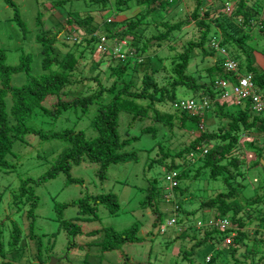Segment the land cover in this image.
I'll return each instance as SVG.
<instances>
[{
	"label": "trees",
	"instance_id": "16d2710c",
	"mask_svg": "<svg viewBox=\"0 0 264 264\" xmlns=\"http://www.w3.org/2000/svg\"><path fill=\"white\" fill-rule=\"evenodd\" d=\"M4 1L15 13L13 20L19 27L25 28L15 2ZM69 1L72 0H59L56 6L63 8ZM90 1L99 6L96 11L104 12L112 9L123 14L134 8L137 10L135 16L124 19L122 25L116 22L115 12L112 21L104 20L102 25L95 23L93 15H85L81 18L73 17L75 12H69L63 18L64 21H61L65 24L70 23V28H66L62 34L64 38L68 37L72 46L67 44L68 40L61 41L59 35L56 36V40L51 39L53 35H48L47 32V34L42 33L36 36L37 43L42 47L43 57V72L38 76L31 74L33 62L31 55L21 56L20 65L10 66L7 64L4 51H0V172H9L13 167L9 158H14L15 141H25L26 137H36L40 145L47 142H59L65 145L48 171L38 179L26 178L22 181L20 188L10 187L12 206H17L20 211L24 204H30L27 214L31 221L30 229H32L35 226V210L39 204L36 186L48 183L60 174H65L71 184L82 183L72 178L71 171L86 160L92 166L98 167L97 175L102 182L107 179L111 166L137 162L139 151L134 148V145L141 136L122 138L121 116L125 114L128 117V126L132 127L129 130L135 129L140 123L143 125L142 134L154 140L163 129L165 136L171 135L176 119V112L172 109V105L180 101L178 99L180 90H191L192 98L190 99L201 102L206 98L210 102V109L207 108L203 113L195 116L189 112H182L180 128L196 136L192 143L177 155H173L168 148H165L163 142L165 136L156 143L154 149L158 148L157 154L160 158L148 164V171L157 166L166 168V187L162 192H158L157 179H154L155 185L149 187L150 192L147 199L142 202V206L152 207L156 216L152 226L159 225L160 233L165 234L168 228L162 231L164 212L157 207L155 197L163 196L165 192L171 191L175 193L174 196H170L171 199L164 195L172 212L170 220H175L174 225H177L179 221L176 216H182L183 218L179 220L186 224L183 228H178L177 237L180 240L196 241L192 249L209 241L220 242L221 247L224 248L222 250L218 246L220 249L218 256L221 257L222 263L233 260L234 264H264V237L261 235L264 233V114L253 112L248 103L238 106L221 102L218 100L220 94L215 90L216 79L235 80V78L252 74L257 90L264 97V49L260 53L261 58L257 56L255 58L250 44L256 39L253 33H259V36L264 37V14L261 15L260 10H257H264V7L253 8L249 0H224L223 7L219 0L211 2L193 0L195 7L190 17L171 24L165 14L169 12L170 3L175 1L176 5H180L184 0ZM226 4L232 7L236 4L231 16L221 10L227 9ZM218 10L222 11L221 15L213 14ZM105 17L108 19L107 15ZM40 19L41 17L38 21ZM191 24H195L200 30L199 40L190 41L183 45L182 51H179L175 44L178 34ZM213 26L218 30L215 31ZM143 27L153 28L151 36L145 41L140 39L144 35L141 32L144 30ZM214 35L220 36L222 46L228 44V48L231 47L232 50L227 51L238 63L239 72L228 73L223 66L225 58L224 60L215 59L213 66L205 69L207 76L205 78H208V81H202L189 72L191 59L192 56H202L205 59L216 56L210 45ZM100 36H106L112 46L125 41L127 45L124 60L109 55L95 57L94 52ZM78 38L86 43L80 55L74 51V48H78ZM59 43L64 50L60 45L58 46ZM163 47H167V57L169 56L170 60L168 65L163 64L164 60L160 57L159 51ZM88 53L91 55L90 58L86 56ZM99 58L101 60L97 63L94 59L99 60ZM93 61L97 64L96 68L106 64L107 68L102 75L93 76V72L90 75L85 74V66L94 63ZM20 73H26V83L21 87L13 86L12 78ZM104 80L111 84H104ZM76 85H85L86 88L83 87L82 91L76 93L72 89ZM229 106H232L235 111L229 110ZM169 107L173 112L169 111ZM87 118L91 119L90 126L84 130L77 129V126H80ZM210 118L217 119L222 126L220 125L217 129L212 126V130L210 128L208 131L201 130L200 126L205 125ZM36 122L48 124L53 130L40 129L35 125ZM59 124L65 125L56 130ZM87 130L90 133L93 132V135H87ZM241 145L247 155L243 158L244 160L236 156V150ZM201 146L210 149L206 154H202V151H197ZM191 153L202 155L199 159L192 161L189 158ZM178 159L182 161V164L177 163ZM147 160L150 161L151 158ZM167 160L171 161L169 165L166 163ZM191 169H196L195 173L193 171L194 174ZM249 170L255 173L250 197H256L249 198L242 205L240 197L245 195V191L246 193L249 191V186L244 184L249 180L247 178ZM174 172L178 174V186L168 189L167 176ZM201 180L220 182L221 188H216L218 193L215 196L210 195L200 202L199 211L203 214L202 220L197 222L192 231L193 227L189 224V219L194 212L189 209V206L197 195L189 194L192 184L200 183ZM182 181L189 182L185 188L181 186ZM21 202H24L23 205ZM101 207L111 214H118L120 209L118 197L112 192L96 195L86 189L83 197L57 205L56 210L61 217L64 211L77 208L78 214L84 217L83 220L89 221L97 218ZM219 220H228L230 228L222 231L216 225ZM61 221L70 238L82 234L81 227L73 223L74 221ZM199 223H202V226H199ZM0 226L5 227L2 223ZM252 227L255 228L252 229ZM203 229L205 230L203 239H199L197 236ZM139 231L140 225L136 223L123 232L106 228L94 231L90 235L96 238L94 242H97L96 246H99L104 256L126 245L143 243L144 240L139 236ZM251 231L254 237L250 236ZM232 233H235L233 243L224 244L225 239ZM30 234L37 239L39 264H50L55 249V244L51 246V242L55 240L56 235L51 236V242L45 250L44 240L37 238L33 231ZM154 236L155 234H152L153 238ZM152 237L150 240L145 239L150 249L154 243ZM23 240L22 230L14 224L8 241L9 252H20ZM3 245V233L0 231L1 255L5 254ZM68 245V251L72 253L83 248L75 241H70ZM48 250L51 252L46 256L45 252ZM239 252H244L243 258L238 257ZM189 255H193V250L189 254L186 253V256L189 257ZM219 257L208 255L206 261L208 264H219L217 262ZM130 261V258L126 257L128 264H143ZM3 264H14V262L8 260Z\"/></svg>",
	"mask_w": 264,
	"mask_h": 264
},
{
	"label": "rangeland",
	"instance_id": "374dc122",
	"mask_svg": "<svg viewBox=\"0 0 264 264\" xmlns=\"http://www.w3.org/2000/svg\"><path fill=\"white\" fill-rule=\"evenodd\" d=\"M13 1L18 7L21 20L25 24V28H21L17 25V23L13 20L15 14L14 11L6 5L4 0H0V51H4L7 56V64L10 66L20 65L21 56L31 55L33 57L31 74L34 76H38L43 72V57L41 53L42 47L37 43L36 36L47 32L48 35H53L51 36V39L53 40H56L57 35H59L61 41L68 40V37L64 38V34H62V32L70 26V23L65 24L63 22V18L67 16L69 12H75L72 15L73 17L83 18L85 15H93L95 16V23L100 25L104 23V20H112L114 17L113 13L115 12L117 14L115 19L117 20L116 22H119V25H122V21L126 18L135 16V12L137 10V8H134V10L129 11L130 13L127 12L123 14L112 9L111 11L106 10L104 12L102 10L96 11L99 6L92 3L90 0L69 1L63 7L64 9L62 7L57 8L56 3L59 0ZM208 1L211 2L214 0ZM219 1L223 7L222 3H224V0ZM174 2L175 1H172L170 3L169 12L165 13L171 24H175L181 20L189 18L195 7L193 0H184V2L180 5H176L177 3ZM249 2L250 6L253 8L264 7V0H249ZM235 6L236 4H233L234 9ZM221 10H218L213 14L221 15ZM257 10H260L261 15L264 14L263 9ZM52 12L54 14H52ZM223 12L225 11L223 10ZM106 15L108 19L105 17ZM159 16L161 17V14H159ZM39 17H41L40 21H38ZM143 29L144 30H141V32H143L144 35H142L140 39H144L145 41L147 37L151 36L153 28L151 27L147 29L146 27H143ZM213 29L215 31L218 30L214 26ZM141 32L139 31V34ZM200 33V30L195 26V24L186 26L183 29V32L178 34L176 40L177 43H175L177 49L182 51L183 45L188 44L190 41H198L201 35ZM253 35L256 39L255 41L250 42L252 46L251 50L255 54V58L256 56L261 58L260 53L262 49H264V37L263 35L259 36V33L256 32L253 33ZM96 36L98 37V35ZM66 42L69 46H72V43L69 40ZM77 44L78 48H74V51L77 55H80L82 50L85 48L86 43H83L82 39L78 38ZM59 45L61 46V43H59L58 46ZM61 48L64 50L62 46ZM158 48L159 47H157V49ZM224 48L228 51L232 50L231 47L228 48V44H224L222 49ZM159 52L160 57L164 60L163 64H170L169 56L167 57V47L161 48ZM94 54L95 56L98 55L96 51ZM215 54L216 56H209L206 59L202 58V56H192L189 72L202 81H208V78H205L207 77L205 69L213 66V63L216 60H224L225 58L222 53L215 52ZM86 56L88 58L91 57L89 53ZM229 56L233 57V55ZM94 60L99 63L101 58H99V60ZM96 65L97 64L95 62L87 64L85 66V74L90 75L93 72V76H97L99 74L102 75L107 68L106 64L98 68H96ZM258 68H260L259 65ZM209 81H211L210 78ZM25 83L26 73L17 74L12 78L13 86L21 87ZM104 84L110 85L111 82L104 80ZM83 87L86 88L85 85H76L72 89L74 92L78 93L84 89ZM190 98H192L191 90L179 91V100L184 99L188 101ZM228 109L232 112L235 111L232 106H229ZM169 111L173 112L171 108ZM179 121L180 115L176 113L173 133L165 136L163 129L154 140L153 138L142 134L143 125L140 123L136 125L135 129L129 130L132 127L128 126V117L123 114L120 121V133L122 138L126 139L135 135L141 136L140 140L134 145V148L139 151L138 161L123 164L120 163L111 166L107 174V179L102 182L100 176L97 175L98 167L92 166V164L86 160L81 165L74 167L71 171L72 178L79 180L82 183L71 184L68 182V178L65 174H60L54 180L36 186L35 191L39 196V204L35 210V226L32 229H30L31 221L27 214L30 210V204L23 205L24 202H21V205L23 206L20 211L17 206H12V194L10 187L20 188L22 181L26 178L31 177L38 179L39 176L48 171L50 165L53 164L54 159L65 145L59 142H47L40 145L39 139L36 137H26L25 141H15L13 149V152L15 153L14 158H9V162L13 164V167L9 172H0V223L5 225V227L0 226V231L3 233V246L5 249V254H0V264H3L4 261L8 260L13 261L14 264L40 263L37 256V239L31 237V231L34 232L37 238H42L44 240L43 243L45 250L48 248L49 242H51V236L56 235L55 240L51 242V246L55 244V249L51 258L58 260V264H128L126 263V257L130 258L131 263L191 264L190 261H192L195 264H208L206 261L208 255L214 256L215 258L219 257V250L221 248L224 250V248L221 247L220 242L217 243L216 240L213 242L209 241L203 243L199 247L192 249L196 241H187L185 239L180 240L179 237H177L178 228H183L186 225L179 220L183 218L182 216H176L178 217L179 224L174 225V228H168L166 233L162 234L160 233L159 225L152 226L156 220L152 207L144 208L142 206V202L147 199L148 192H150L149 187L155 185L154 179H157L158 192H162L166 187V168L157 166V168L148 171V164L152 160L160 158V155L157 154L158 148L154 149L156 143L161 140V137L165 136L163 140L165 148H168L173 155H177V153L192 143L196 136L194 133L191 134V132L181 129ZM206 122L207 123L204 126L206 131H208L212 126H215L217 129L221 125L219 124L220 122L214 118H210ZM90 123L91 119L87 118L80 126H77V129L84 130L90 126ZM35 125L43 130H53V128L48 124L36 122ZM64 125L65 124L62 126ZM62 126L59 124V126L55 129L57 130ZM200 129L203 130L201 126ZM86 133L89 136L93 135V132L90 133L88 130ZM243 148L244 147L241 145L238 150H236V156L240 157L241 160H244L243 158H246L247 156ZM150 158L151 160L148 161L147 159ZM190 160L194 161L193 159ZM176 161L178 164H182L181 160L178 159ZM166 163L169 165L171 161L167 160ZM191 170L192 174H194L196 169ZM254 177L255 173H252L249 170L247 173V178H249V180L244 183L247 187L249 186V191L248 193L245 191V195L240 197L242 205H244L249 198L256 197H250L253 191L252 185H254ZM188 183V181H182V188H185ZM216 188H221L220 182L216 183L201 180L200 183L194 182L192 184L189 195H197L194 197L193 203H190L189 206V209L194 212L192 217L189 219V224L193 227L192 231L194 230V226L196 227L197 222L200 219L202 220L203 214L199 211L200 202L204 200V198L207 199L210 195L215 196L218 193ZM86 189L96 195L109 192L114 193L118 197L120 207L118 214H111L107 209L101 207L95 220L86 221L83 220V216L78 214L79 211L77 208H71L66 212L64 211L60 217L56 210L57 205H63L64 203L80 199L84 196ZM174 194L175 193H172L171 191L164 193L168 199H171L170 196H174ZM164 195L155 197L157 207L164 212L162 214L163 226L172 218V212L169 209V204ZM60 218L64 221H74L73 223H76L81 227L82 234L70 238L62 226ZM136 223L140 225L139 236L144 240V242L140 244L126 245L122 247V249L112 251L106 255L104 254V256L101 253L99 246H96L97 242H94L96 238L90 235L94 231L106 228H113L118 232H123L131 228ZM14 224L18 225V227L22 230L24 240L21 243L22 250L20 252L13 253L9 252L8 241ZM253 228L255 227H252V229ZM150 232L153 235L155 234L154 238ZM204 232L205 230L203 229L202 233L196 236L199 239H203ZM252 232L253 231L250 232V236L254 237ZM261 235L264 237V233H261ZM151 237L154 239V243L150 249V245L146 240H150ZM39 240L40 239H38V241ZM70 241H75L77 245L83 246V248L77 252H69L68 244ZM218 246H220V249H218ZM191 250H193V255H189V257L186 256V253L189 254ZM50 252L51 251L49 250L45 252L46 256L49 255ZM238 257L243 258L244 252H239ZM217 262L219 264H234L233 260L222 263L221 257L217 259Z\"/></svg>",
	"mask_w": 264,
	"mask_h": 264
},
{
	"label": "built area",
	"instance_id": "2783aa9c",
	"mask_svg": "<svg viewBox=\"0 0 264 264\" xmlns=\"http://www.w3.org/2000/svg\"><path fill=\"white\" fill-rule=\"evenodd\" d=\"M227 9L226 13L231 15L233 12L232 5L226 4ZM112 21L111 19L108 22ZM126 42L123 41L117 45H110L106 36L99 37V43L96 48L97 56H110V57H119L124 60L126 55ZM213 49L222 53L225 57L224 68L228 73L237 74L239 72L238 64L234 59L229 56L228 51L224 48L222 49L221 45L218 43H212L211 45ZM235 78V77H234ZM215 90L219 92L218 100L221 102H229L230 105H244L250 104L253 112L258 114H264V97L257 90V86L254 82V76L252 74L244 75L240 78H235V80L229 79H216L215 81ZM207 108L210 109V102L206 98H204L201 102L193 99L180 100L173 104V110L181 115L182 112H189L192 116L200 115ZM201 128L204 129V125H201ZM210 148H206L205 146H201L197 151H202V154H206ZM191 153L189 158L193 160H197L200 158V155ZM177 172L171 173L167 176L168 189H172L178 186L177 181ZM175 224V220H168L164 225L163 230L165 231L167 228L173 227ZM216 225L222 230H227L230 228V222L228 220H219ZM199 226H202V223H199ZM233 237H235V233H232L228 236L224 244L229 245L233 243Z\"/></svg>",
	"mask_w": 264,
	"mask_h": 264
},
{
	"label": "clouds",
	"instance_id": "9594fccd",
	"mask_svg": "<svg viewBox=\"0 0 264 264\" xmlns=\"http://www.w3.org/2000/svg\"><path fill=\"white\" fill-rule=\"evenodd\" d=\"M225 12L224 13H226V9H223ZM229 16H231V15H229ZM221 42H222V39L220 38V36L219 35H214L213 37H212V39H211V43H210V45H212V43H218V44H220L221 45ZM221 47L223 48V46L221 45ZM211 48L213 49V47L211 46ZM226 49V48H225ZM227 50V49H226ZM215 51V50H214ZM216 52V51H215ZM217 53V52H216ZM233 59V58H232ZM225 61V60H224ZM235 61V60H234ZM238 64V63H237ZM172 109H173V105H172ZM206 125V124H205ZM204 125V126H205ZM205 129V128H204Z\"/></svg>",
	"mask_w": 264,
	"mask_h": 264
},
{
	"label": "water",
	"instance_id": "95a60500",
	"mask_svg": "<svg viewBox=\"0 0 264 264\" xmlns=\"http://www.w3.org/2000/svg\"><path fill=\"white\" fill-rule=\"evenodd\" d=\"M50 264H58V260L52 258L51 261H50Z\"/></svg>",
	"mask_w": 264,
	"mask_h": 264
}]
</instances>
